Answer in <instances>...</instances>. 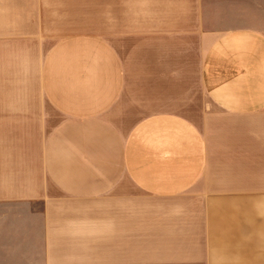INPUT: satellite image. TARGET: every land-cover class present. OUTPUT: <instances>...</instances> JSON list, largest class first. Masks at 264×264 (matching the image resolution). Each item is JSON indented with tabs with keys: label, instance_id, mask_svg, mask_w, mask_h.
Listing matches in <instances>:
<instances>
[{
	"label": "crops",
	"instance_id": "0c3cea01",
	"mask_svg": "<svg viewBox=\"0 0 264 264\" xmlns=\"http://www.w3.org/2000/svg\"><path fill=\"white\" fill-rule=\"evenodd\" d=\"M42 19L0 0V264H264V0Z\"/></svg>",
	"mask_w": 264,
	"mask_h": 264
},
{
	"label": "rangeland",
	"instance_id": "374dc122",
	"mask_svg": "<svg viewBox=\"0 0 264 264\" xmlns=\"http://www.w3.org/2000/svg\"><path fill=\"white\" fill-rule=\"evenodd\" d=\"M132 0H126V3ZM44 51L60 39L76 34L104 35L103 0H40ZM107 2V0H105Z\"/></svg>",
	"mask_w": 264,
	"mask_h": 264
}]
</instances>
